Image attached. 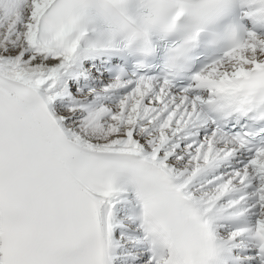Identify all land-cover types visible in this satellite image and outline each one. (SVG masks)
Wrapping results in <instances>:
<instances>
[{
  "label": "snow or ice",
  "instance_id": "obj_1",
  "mask_svg": "<svg viewBox=\"0 0 264 264\" xmlns=\"http://www.w3.org/2000/svg\"><path fill=\"white\" fill-rule=\"evenodd\" d=\"M0 264H264V0H0Z\"/></svg>",
  "mask_w": 264,
  "mask_h": 264
}]
</instances>
